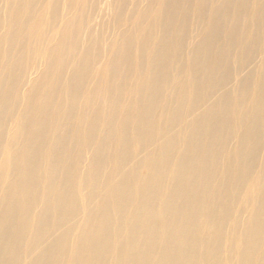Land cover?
<instances>
[{
	"label": "bare ground",
	"instance_id": "obj_1",
	"mask_svg": "<svg viewBox=\"0 0 264 264\" xmlns=\"http://www.w3.org/2000/svg\"><path fill=\"white\" fill-rule=\"evenodd\" d=\"M0 264H264V0H0Z\"/></svg>",
	"mask_w": 264,
	"mask_h": 264
}]
</instances>
